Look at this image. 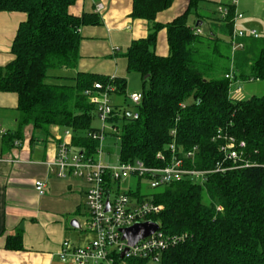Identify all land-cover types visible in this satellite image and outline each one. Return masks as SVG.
I'll list each match as a JSON object with an SVG mask.
<instances>
[{
  "label": "trees",
  "instance_id": "1",
  "mask_svg": "<svg viewBox=\"0 0 264 264\" xmlns=\"http://www.w3.org/2000/svg\"><path fill=\"white\" fill-rule=\"evenodd\" d=\"M80 0H0V12L24 13L7 66H0V91L18 96L20 130L32 125L48 130L57 126L73 134L72 146L96 157L99 143L89 134L96 108L84 95L101 83L114 88L113 96H125L127 80L78 72L74 78L53 76L54 70H77L84 26H99L95 14L75 16ZM132 18L149 23L146 38L135 40L124 55L129 73L141 76L143 99L136 107L138 119L114 105L112 121L124 124L120 134L121 163L142 161L163 167L161 153L170 157V145L179 152L199 148L195 168L210 170L222 159L220 130L247 143V152L258 166L226 174H210L203 183L190 179L156 189L149 196L129 191L138 202L145 199L162 207L149 219L170 236L186 240L165 251L161 264H264V95L240 100L230 96L226 75L243 81H264V38H244V49L232 52L212 27L197 34L199 5L208 0H189L187 10L161 24L158 16L176 0H132ZM231 15L225 23L233 33ZM194 21L189 24V18ZM221 25V24H220ZM167 33L169 54L155 51L161 31ZM226 64L223 66V64ZM148 77L147 80L145 78ZM13 138H5L9 146ZM221 208V211L218 209ZM17 242V243H16ZM10 250H21L22 235L9 238Z\"/></svg>",
  "mask_w": 264,
  "mask_h": 264
},
{
  "label": "crops",
  "instance_id": "2",
  "mask_svg": "<svg viewBox=\"0 0 264 264\" xmlns=\"http://www.w3.org/2000/svg\"><path fill=\"white\" fill-rule=\"evenodd\" d=\"M225 1L223 5L231 3ZM100 5L102 9L98 11ZM188 5L189 0H176L170 9L158 16L157 21L170 23L182 15ZM132 11V0L78 1L71 9L73 15L95 14L101 18L102 24L80 29L81 58L77 70H56L52 75L74 78L78 72H84L117 77L120 73L117 66L119 53L122 49L127 51L135 40L149 34V23L132 18ZM234 13L243 15L236 22L237 29L254 30L259 38H264V0H236ZM203 16L201 31L205 34L214 27L219 40L229 44L226 24L220 22L221 25L214 26V19ZM26 18L24 13L0 12L1 67L13 61L12 45ZM207 20L209 27L205 29L203 26ZM155 51L162 56L169 54L165 30L159 33ZM121 58L125 59L124 55ZM114 97L117 96L112 95V100ZM19 117L17 94L0 91V264H70L60 259L63 243L70 241L83 247L95 239V235L85 228L86 224H81V219L88 216V183L73 176L60 178L54 166L59 144L65 141L72 145L73 134L67 135V130L57 126L39 130L29 125L20 130ZM11 137L13 140L7 146L5 138ZM16 142L19 144L15 145ZM37 181L47 183L46 194L39 195L36 191ZM74 220L79 226H72ZM19 234L22 235L23 248L10 250L7 247L9 238L15 239ZM82 234H85V240Z\"/></svg>",
  "mask_w": 264,
  "mask_h": 264
},
{
  "label": "built area",
  "instance_id": "3",
  "mask_svg": "<svg viewBox=\"0 0 264 264\" xmlns=\"http://www.w3.org/2000/svg\"><path fill=\"white\" fill-rule=\"evenodd\" d=\"M230 1L231 3L228 5H220L217 11L222 21H226L231 15V9L236 6V0ZM101 9L102 6H98L97 10L101 11ZM242 18L243 15L239 13H234L232 17L233 33L230 35L229 44L233 53L244 49V43L240 41L241 39L259 38L254 30L237 29L236 22ZM195 33L203 34L201 29L196 30ZM226 78L231 82L230 96L234 97L241 94L242 88L238 86L241 80L234 78L233 74L226 75ZM113 92L114 88L107 87L105 89L101 83H95L93 88L84 92L89 102L96 108L98 118L103 124L102 128L89 134L93 141L99 143L96 157L86 155L65 141L58 146L54 162L57 176L60 178H67L68 176L82 178L89 185L86 195L88 209L86 228L87 231L95 235V239L83 247L65 241L60 259L63 263L70 264H161L163 253L184 242L187 235H166L160 228L152 236L141 240L134 246H129L128 242L123 239L122 230L137 223L150 221L149 218L158 215L162 211V207L147 199L138 202L127 193L120 192L119 185L122 179L129 176L138 177L140 180H144L150 188L156 190L188 179L203 183L210 174H226L258 165L251 160L245 141L239 140L234 135L222 130L213 139L214 143H220L219 151L222 154V159L216 162L210 170L195 168L199 153L198 147L181 153L176 143L169 147L170 157L161 153L157 156V160L165 164L163 167H149L140 160L130 163L119 161L118 166L104 165L100 161L103 153L102 145L108 136L118 135L119 126L112 120L117 116L121 117L120 114H115L112 100ZM142 99V93L129 96V100L135 107L141 104ZM130 116L134 119L139 118L138 112L131 113ZM71 133L70 130L66 132L67 135ZM18 144V142L15 143V145ZM116 185L117 188L114 189ZM35 189L39 195H44L48 185L44 181H37ZM108 200L109 210H107ZM218 210L221 211V208ZM126 249L128 252L121 258Z\"/></svg>",
  "mask_w": 264,
  "mask_h": 264
},
{
  "label": "rangeland",
  "instance_id": "4",
  "mask_svg": "<svg viewBox=\"0 0 264 264\" xmlns=\"http://www.w3.org/2000/svg\"><path fill=\"white\" fill-rule=\"evenodd\" d=\"M225 0H209L207 2L201 3L199 5V13L209 17V19H216L219 17L217 11L220 7V4H225ZM194 21V17L191 16L189 18V24ZM209 27L208 20L205 21L203 28ZM116 50H118L116 48ZM121 52V51H120ZM126 49H122V52L119 53V58L117 61L118 69H120V73L117 77L125 78L127 80V92L125 96H117L113 98V102L115 104L120 103L122 113H135L137 109L135 105L128 99V96L135 93H141L144 91L145 87L143 84V80L139 74L133 73L130 74L127 70V62L126 59L121 58L122 55L126 54ZM226 65L225 63L223 66ZM56 70L51 71L50 74L54 73ZM123 75V76H121ZM242 88V93L239 95H235L234 97L240 100H248L253 96L261 97L264 95V81H241L239 85ZM122 116V115H121ZM123 120H121L118 124L119 130L118 135H110L108 136L106 142L102 145V155L100 161L104 165L109 166H118L120 159V151H121V140L118 138L121 134L123 127ZM92 126L96 129H100L103 127V124L100 122L98 118V114L95 112L93 124ZM118 136V137H117ZM120 192L128 193L129 191L140 192L141 195L149 196L154 193L156 190H153L148 186V184L144 180H140L138 177L129 176L127 178H123L120 183ZM117 188L114 187V189ZM133 198V197H132ZM88 216H84L81 219V224L84 226ZM86 226V225H85ZM86 228V227H85ZM87 229V228H86ZM82 239L85 240V234H82ZM89 235V234H88ZM92 239V236H90ZM84 242V241H83ZM84 245V243H83Z\"/></svg>",
  "mask_w": 264,
  "mask_h": 264
},
{
  "label": "water",
  "instance_id": "5",
  "mask_svg": "<svg viewBox=\"0 0 264 264\" xmlns=\"http://www.w3.org/2000/svg\"><path fill=\"white\" fill-rule=\"evenodd\" d=\"M203 25V22L199 21L197 23V27H201ZM148 77L145 78L147 80ZM131 115V113H129ZM107 210H109V200L107 201ZM72 226H79L78 221L74 220L72 222ZM160 225L157 222L154 221H146L144 223H137L134 226L130 228H126L122 230L123 239L128 242L129 246H134L138 242H140L143 239H146L147 237L152 236L157 231L160 230ZM128 252V249L125 250V252L121 255V258L125 256V254Z\"/></svg>",
  "mask_w": 264,
  "mask_h": 264
}]
</instances>
